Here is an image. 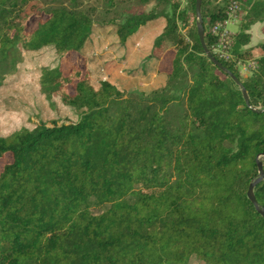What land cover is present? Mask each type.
Returning <instances> with one entry per match:
<instances>
[{
	"label": "trees",
	"instance_id": "obj_1",
	"mask_svg": "<svg viewBox=\"0 0 264 264\" xmlns=\"http://www.w3.org/2000/svg\"><path fill=\"white\" fill-rule=\"evenodd\" d=\"M126 3L0 0V87L23 52L51 49L39 91L77 113L0 137V159L11 155L0 170V264H264V111L256 112L264 110V41L250 77L234 65L248 54L251 27L264 23V0L201 1L205 46L248 105L205 56L195 0ZM232 3L235 63L212 53L209 32ZM166 52L170 71L157 69L164 85L149 93L126 92L105 74L116 57L137 78ZM71 54L83 66L65 73ZM258 161L256 208L247 192Z\"/></svg>",
	"mask_w": 264,
	"mask_h": 264
},
{
	"label": "rangeland",
	"instance_id": "obj_2",
	"mask_svg": "<svg viewBox=\"0 0 264 264\" xmlns=\"http://www.w3.org/2000/svg\"><path fill=\"white\" fill-rule=\"evenodd\" d=\"M126 1L128 0H125V6L127 5ZM181 2L185 5L186 0H181ZM91 4L96 8L97 15L105 14L103 5L99 1H94ZM107 14L109 17L113 15L112 11L107 12ZM34 22L30 23V27H33ZM238 22L239 19L235 14V19H230V22L224 24L230 35L238 32ZM181 33L184 35L185 31L182 30ZM154 35L152 33L144 35L137 46V50L148 48ZM263 39L264 37L259 39L257 31L254 32L251 36L250 45L247 47L248 54L246 57L237 62L234 59L233 61L230 60L236 62L235 68L242 79L251 76L255 67L253 59L260 54L258 45L262 43ZM214 49L213 46L212 53L217 54ZM22 55L23 61L18 71L14 75L8 76L0 87V137L8 136L21 128L31 129L40 122L74 121L77 117V113L72 109L63 107L56 96L52 97L51 102H47L39 91V70L54 63L53 51L47 48L36 53L23 52ZM171 59L172 53L166 52L159 63L151 59L147 62L141 75L137 78H129L124 70H129L130 66L118 64L119 62L115 57L111 63L106 65L105 74L110 81L126 92L149 93L164 85L165 78L163 75L157 74V69L159 72L168 73ZM75 66L79 68L83 66V60L76 54H71L62 61V70L65 73ZM10 159L11 155L9 154L0 159V170Z\"/></svg>",
	"mask_w": 264,
	"mask_h": 264
},
{
	"label": "water",
	"instance_id": "obj_3",
	"mask_svg": "<svg viewBox=\"0 0 264 264\" xmlns=\"http://www.w3.org/2000/svg\"><path fill=\"white\" fill-rule=\"evenodd\" d=\"M201 1L202 0H195V18H196V28H197V35L200 42V45L202 47V50L205 53V56L207 59L216 66L220 71H222L224 74H226L238 87L241 88L242 97L245 101V103L248 105V96L246 91L241 87V84L239 83L238 79L233 76L228 70H226L221 63H219L213 55L207 50L205 43H204V32H203V25H202V19H201ZM264 110H256L258 113H262ZM264 157V154H263ZM259 160V157L257 158ZM257 168H258V174L259 178L255 180V182L251 183L247 192V198L248 200L257 208V204L253 195V187L263 178V171H262V162H257ZM263 216L264 212L259 211Z\"/></svg>",
	"mask_w": 264,
	"mask_h": 264
},
{
	"label": "built area",
	"instance_id": "obj_4",
	"mask_svg": "<svg viewBox=\"0 0 264 264\" xmlns=\"http://www.w3.org/2000/svg\"><path fill=\"white\" fill-rule=\"evenodd\" d=\"M235 14H236V4L232 3L228 8L226 22H230V19H235ZM210 32L211 35L215 38V43L213 45L215 48L214 52L217 53L215 55L224 61L233 60L230 50L231 35L227 32L225 26L220 23H217L210 28Z\"/></svg>",
	"mask_w": 264,
	"mask_h": 264
},
{
	"label": "crops",
	"instance_id": "obj_5",
	"mask_svg": "<svg viewBox=\"0 0 264 264\" xmlns=\"http://www.w3.org/2000/svg\"><path fill=\"white\" fill-rule=\"evenodd\" d=\"M256 31L258 32L259 39L260 38H263L264 35H262V34H264V23H262V24H256V25L252 26L251 29H250V31H249V33L252 36L254 34V32H256ZM263 41H264V39L262 40V42Z\"/></svg>",
	"mask_w": 264,
	"mask_h": 264
}]
</instances>
